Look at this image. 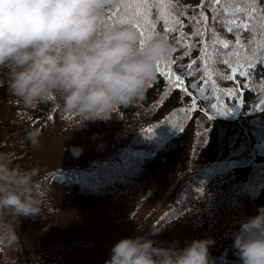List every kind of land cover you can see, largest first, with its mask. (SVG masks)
I'll use <instances>...</instances> for the list:
<instances>
[{
  "label": "trees",
  "instance_id": "obj_1",
  "mask_svg": "<svg viewBox=\"0 0 264 264\" xmlns=\"http://www.w3.org/2000/svg\"><path fill=\"white\" fill-rule=\"evenodd\" d=\"M125 2L108 11V23ZM150 3L159 32L163 21L158 17L171 4ZM161 3L167 7L161 9ZM178 4L185 8L184 31L192 33L187 20L193 9L199 10L200 0ZM255 35L254 46L261 42L259 29ZM184 51L178 48L172 55L183 56ZM197 57L203 61L202 51L194 48L182 63ZM210 67L220 89L236 88L239 95L216 93L209 84L196 109L188 111L191 98L179 89L164 98L168 82L158 73L137 105L121 109L107 123L89 122L83 130L69 127V117L55 102L24 110L6 86L0 88V151L11 153L23 168L41 169L37 184L48 202L46 218L22 220L18 243L7 250L9 258L5 250L0 252V264H104L115 242L137 235L162 246L176 241L180 247L210 238L213 264H236L234 235L242 221L264 207V66L239 78L247 87L221 80L223 65L210 61ZM203 72L201 67L185 83L200 79ZM34 129L41 133L38 146L27 140ZM73 146L84 149L78 158L71 155Z\"/></svg>",
  "mask_w": 264,
  "mask_h": 264
},
{
  "label": "clouds",
  "instance_id": "obj_2",
  "mask_svg": "<svg viewBox=\"0 0 264 264\" xmlns=\"http://www.w3.org/2000/svg\"><path fill=\"white\" fill-rule=\"evenodd\" d=\"M119 2L0 0V88L6 86L24 110L55 102L69 117L66 124L79 130L137 105L157 79V61L171 56L174 45L161 32L141 47L135 27L108 23V9ZM40 134L34 129L27 140L38 146ZM83 151L70 149L74 158ZM40 174L38 166L23 168L0 151V252L17 245L22 220L46 218L47 193L36 188ZM213 243L207 238L162 246L147 235L124 237L104 264H213ZM233 243L236 264H264V207L240 223Z\"/></svg>",
  "mask_w": 264,
  "mask_h": 264
},
{
  "label": "snow or ice",
  "instance_id": "obj_3",
  "mask_svg": "<svg viewBox=\"0 0 264 264\" xmlns=\"http://www.w3.org/2000/svg\"><path fill=\"white\" fill-rule=\"evenodd\" d=\"M169 4L171 10L161 11L158 17L163 21L159 32L156 22L151 19L153 4L150 0H128L117 8L115 14H110L108 20L109 23L130 24L135 27L142 37L141 47L162 32L171 36L174 44L173 53H176L178 48L187 49L183 56L176 54L162 57L157 61V73L168 82V90L164 92V98H167L172 90L179 89L191 98L188 111H193L209 84L216 93L223 91L229 97L234 94L239 95L236 88L222 90L217 86V81L213 79L210 61L224 66L219 72L221 80L233 81L247 87L239 78H248L254 74L258 65L264 66V0H200L197 6L199 10L193 9V14L187 20V23L194 28L192 33L184 31L185 8L179 6L178 0L176 4H172V0H169ZM159 7L165 9L167 6L161 3ZM108 11L111 13V8ZM213 25L223 28L231 38L223 37ZM257 29L261 42L255 43L254 46ZM208 33L211 35H206ZM194 38L196 43L193 44L191 41ZM194 48L202 51L203 61L197 57L184 65L182 63L184 56H189ZM201 67L204 72L200 79L186 84L185 77L194 76ZM261 76L264 77V73H261ZM235 106L233 105L232 108ZM211 107L215 108L216 105ZM228 113L229 111L220 114ZM214 118V115L209 116V119ZM148 132L152 134L153 130L149 129ZM36 188L39 190L40 185L37 184Z\"/></svg>",
  "mask_w": 264,
  "mask_h": 264
},
{
  "label": "rangeland",
  "instance_id": "obj_4",
  "mask_svg": "<svg viewBox=\"0 0 264 264\" xmlns=\"http://www.w3.org/2000/svg\"><path fill=\"white\" fill-rule=\"evenodd\" d=\"M5 258H9V254H7V250H5Z\"/></svg>",
  "mask_w": 264,
  "mask_h": 264
}]
</instances>
